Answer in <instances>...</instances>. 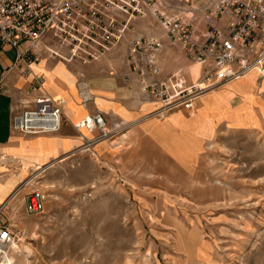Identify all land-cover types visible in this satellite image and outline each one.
I'll return each instance as SVG.
<instances>
[{"label": "rangeland", "instance_id": "1", "mask_svg": "<svg viewBox=\"0 0 264 264\" xmlns=\"http://www.w3.org/2000/svg\"><path fill=\"white\" fill-rule=\"evenodd\" d=\"M240 91L235 109L220 116L255 127L221 126L196 173L169 177L177 184L141 178L132 192L85 154L39 164L44 213L28 214L21 203L8 212L20 249L11 251L14 264H264V123L251 91Z\"/></svg>", "mask_w": 264, "mask_h": 264}, {"label": "built area", "instance_id": "2", "mask_svg": "<svg viewBox=\"0 0 264 264\" xmlns=\"http://www.w3.org/2000/svg\"><path fill=\"white\" fill-rule=\"evenodd\" d=\"M154 18L172 46L201 66L197 82L176 74L160 79L158 58L163 43L140 36L128 42L132 73L143 91L161 104L156 112L195 109L201 96L226 83L256 73L264 81V0H0V47L20 50L28 66L42 59L83 65L104 59L116 45L127 41L137 23ZM64 99L38 95L13 117V129L26 135L54 134L61 130ZM94 133L75 154L121 133L127 125L108 126L101 113L76 124ZM46 170V169H45ZM45 170L43 172H45ZM39 168L23 182L28 214L44 213L48 193L42 188ZM0 201V264H10L11 246L18 235L9 220L12 198Z\"/></svg>", "mask_w": 264, "mask_h": 264}, {"label": "crops", "instance_id": "3", "mask_svg": "<svg viewBox=\"0 0 264 264\" xmlns=\"http://www.w3.org/2000/svg\"><path fill=\"white\" fill-rule=\"evenodd\" d=\"M157 23L152 17L139 21L127 41L116 45L104 59L88 65L45 58L28 66V60L20 57L27 44L20 50L0 47V201L14 196L12 204L24 205L27 190L19 187L38 170L39 164L75 155L85 145V138L92 139L94 133L76 127L89 115L101 113L111 127L118 123L127 125L115 137L94 145L93 155L86 151L84 154L123 177L132 192L141 178L156 187L177 184L171 176L196 173L197 162L207 145L216 141L221 126L225 125L228 131L255 127L236 126L229 117L220 116L225 109H235L242 97L241 89L251 91L259 125L264 123V99L256 94V73L207 92L195 109L179 107L163 115L156 113L161 104L143 91L140 79L131 71L129 41L142 35L163 43L158 58L160 79L179 74L194 83L202 72L201 66L191 63L182 50L170 44ZM196 67L198 76L194 77L192 71ZM42 92L55 100H65L61 130L32 136L15 131V114ZM155 187L150 189L160 190Z\"/></svg>", "mask_w": 264, "mask_h": 264}, {"label": "bare ground", "instance_id": "4", "mask_svg": "<svg viewBox=\"0 0 264 264\" xmlns=\"http://www.w3.org/2000/svg\"><path fill=\"white\" fill-rule=\"evenodd\" d=\"M12 249H13V252H18V250H20L19 249V246L18 245H13V246H11V251H12ZM21 250H23L24 252H26V254L28 255V256H30L31 255V250L29 249V248H27L26 246H23V248L21 249ZM10 264H14V258L13 257H11L10 258Z\"/></svg>", "mask_w": 264, "mask_h": 264}]
</instances>
